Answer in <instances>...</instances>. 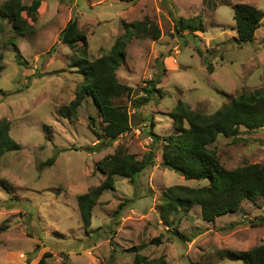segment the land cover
Returning <instances> with one entry per match:
<instances>
[{
	"label": "rangeland",
	"instance_id": "374dc122",
	"mask_svg": "<svg viewBox=\"0 0 264 264\" xmlns=\"http://www.w3.org/2000/svg\"><path fill=\"white\" fill-rule=\"evenodd\" d=\"M241 2L264 11V0H42L37 20H30L35 32L25 36L0 18V120L11 122V136L21 146L0 158V264H127L138 254L165 257L168 264H243L229 252L264 244V223L258 222L263 197L244 200L238 211L214 221L204 220L199 206L180 208L178 220L164 218L161 210L166 188L208 184L161 165V142L177 132L173 108L181 101L212 114L243 91L264 88V17L252 42L237 43L234 6ZM198 15L203 31H176L175 18ZM72 17L87 36L90 60L108 52L127 24L150 20L160 29L158 39L142 33L127 44L117 75L133 91L115 102L127 108L131 127L112 144L96 136L104 134L105 122L91 96L77 118L59 112L84 78L79 48L59 39ZM156 75L162 95L135 107ZM152 132L161 137L156 147ZM211 147L228 169L264 165V128L237 139L220 135ZM119 148L139 159L154 148L155 160L135 181L117 176L85 228L77 197L105 180L97 164ZM56 153L55 163L40 169Z\"/></svg>",
	"mask_w": 264,
	"mask_h": 264
},
{
	"label": "trees",
	"instance_id": "16d2710c",
	"mask_svg": "<svg viewBox=\"0 0 264 264\" xmlns=\"http://www.w3.org/2000/svg\"><path fill=\"white\" fill-rule=\"evenodd\" d=\"M42 0H33L30 5L23 0H6L0 6V18H7L15 33L25 36L35 32L30 20L36 21ZM26 13V15H24ZM264 11L254 5L241 2L234 6L237 43L252 42L256 31L261 26ZM175 28L179 34L188 30V34L204 30L200 15L185 18H175ZM126 32L120 35L108 52L90 60L87 49L88 39L80 29L76 17H72L60 32V41L71 48H79L80 59L77 65L84 75L78 87L75 98L59 109L65 118H77L78 108L86 96H91L104 122V134L95 132L101 144L113 143L118 136L128 131L131 119L125 106L117 104L116 98L130 95L133 88L123 84L118 79V69L124 62L127 44L134 36L150 33L154 39L160 37L159 27L150 20L135 21L126 25ZM81 42L83 44H81ZM14 41L11 44L14 45ZM81 45V46H80ZM55 46L49 52H54ZM4 54L0 51V75L4 70ZM18 63L22 64L20 56ZM163 65V63H162ZM210 68V67H209ZM161 77L149 80L142 88L143 95L134 100V106L139 108L148 105L156 94L162 95L157 86ZM171 117L177 132L164 137L161 142V165L175 171L185 179L205 180L208 184L200 187L173 185L165 189L161 207L164 218L172 215L174 220L182 208L189 211L194 206L201 208L202 217L206 221H214L217 217L238 211L244 200L256 202L264 198V165L261 163H245L228 169L220 161L215 148L211 145L220 135L236 137L243 131H258L264 128V88L255 91H243L231 98L228 104L212 114L194 110L189 104L179 102L172 111ZM152 125L154 126L153 122ZM11 122L0 120V158L9 151L20 149V144L11 136ZM155 145L161 139L159 134L152 132ZM93 150L99 147L91 148ZM58 153L41 162L40 169L52 166ZM155 160V149L151 148L139 159L135 154L119 148L114 154H109L97 164V169L105 174V180L97 187L77 197L81 218L85 228L92 223L93 209L105 190L115 189L116 177H136ZM124 206V204H121ZM118 212V211H117ZM264 223V217L258 220ZM170 228V227H169ZM90 232V231H89ZM88 232V233H89ZM179 233V232H177ZM181 237H183L181 235ZM159 239L155 240L158 242ZM243 264H264V244L249 250H232L229 252ZM168 264L165 257L148 260L138 254L132 263L127 264Z\"/></svg>",
	"mask_w": 264,
	"mask_h": 264
}]
</instances>
